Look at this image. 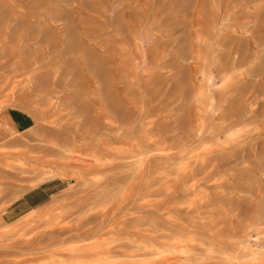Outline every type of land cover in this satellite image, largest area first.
<instances>
[{
	"label": "rangeland",
	"instance_id": "obj_1",
	"mask_svg": "<svg viewBox=\"0 0 264 264\" xmlns=\"http://www.w3.org/2000/svg\"><path fill=\"white\" fill-rule=\"evenodd\" d=\"M0 264H264V0H0Z\"/></svg>",
	"mask_w": 264,
	"mask_h": 264
}]
</instances>
